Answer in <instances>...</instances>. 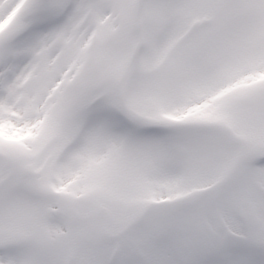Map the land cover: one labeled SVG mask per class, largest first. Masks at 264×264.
<instances>
[{
	"label": "snow or ice",
	"instance_id": "6c2138e0",
	"mask_svg": "<svg viewBox=\"0 0 264 264\" xmlns=\"http://www.w3.org/2000/svg\"><path fill=\"white\" fill-rule=\"evenodd\" d=\"M0 264H264V0H0Z\"/></svg>",
	"mask_w": 264,
	"mask_h": 264
}]
</instances>
